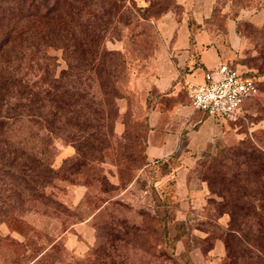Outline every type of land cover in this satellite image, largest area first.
I'll list each match as a JSON object with an SVG mask.
<instances>
[{
	"label": "rangeland",
	"instance_id": "rangeland-1",
	"mask_svg": "<svg viewBox=\"0 0 264 264\" xmlns=\"http://www.w3.org/2000/svg\"><path fill=\"white\" fill-rule=\"evenodd\" d=\"M168 8L179 7L173 0H121L112 15L92 21L102 45L122 56L113 63L120 96L102 114L106 138L87 165L74 158L72 143L53 139L56 174L43 196L0 202V264H264V229L253 232L264 219L258 198L242 197L254 209L238 214L235 222L250 227L252 237L237 242L228 234L230 229L240 238L218 192L220 177L244 166L241 155L231 151L234 146L247 144L264 154V0L214 2L215 20L220 24L230 17L243 37L233 63L254 77L258 92L242 102L235 118L223 120V132L196 158L193 175L207 187L196 215L181 204L173 179L154 185L152 178L163 167L145 165L142 151L145 112L162 96L143 83L157 40L152 20ZM47 52L56 57V71L64 67L60 48ZM91 214L93 238L77 233L83 242L68 243L72 224Z\"/></svg>",
	"mask_w": 264,
	"mask_h": 264
},
{
	"label": "trees",
	"instance_id": "trees-1",
	"mask_svg": "<svg viewBox=\"0 0 264 264\" xmlns=\"http://www.w3.org/2000/svg\"><path fill=\"white\" fill-rule=\"evenodd\" d=\"M117 1L0 0L1 203L43 196V187L56 174L54 138L72 143L82 165L102 148V114L120 96L113 63L122 56L102 45L91 23L112 15ZM48 47L61 50L65 65L58 71ZM231 151L241 155L244 166L219 176L218 192L240 238L230 229L228 234L241 242L252 235L250 227L235 222L237 215L254 209L242 197H257L264 211V154L243 143ZM241 199L245 203L234 204ZM263 229L259 218L253 232L259 235Z\"/></svg>",
	"mask_w": 264,
	"mask_h": 264
},
{
	"label": "crops",
	"instance_id": "crops-1",
	"mask_svg": "<svg viewBox=\"0 0 264 264\" xmlns=\"http://www.w3.org/2000/svg\"><path fill=\"white\" fill-rule=\"evenodd\" d=\"M178 10L168 8L153 18L157 40L147 60V87L162 96L147 107L143 157L145 165L156 166L154 185L164 186L173 179V191L181 204L201 214L207 187L193 175L196 158L223 132L225 117L208 115L191 106L186 86L200 82L203 73L220 63H233L243 37L235 29V21L226 17L220 24L213 17L215 0H173ZM243 70V69H241ZM159 165V166H158ZM156 169V168H154ZM199 215V214H198ZM72 224L67 242L93 238L90 217ZM193 216V215H192ZM217 245L213 246V249Z\"/></svg>",
	"mask_w": 264,
	"mask_h": 264
},
{
	"label": "built area",
	"instance_id": "built-area-1",
	"mask_svg": "<svg viewBox=\"0 0 264 264\" xmlns=\"http://www.w3.org/2000/svg\"><path fill=\"white\" fill-rule=\"evenodd\" d=\"M192 107L208 115L235 118L242 102L258 92L254 77L229 63L203 73L200 82L186 86Z\"/></svg>",
	"mask_w": 264,
	"mask_h": 264
}]
</instances>
